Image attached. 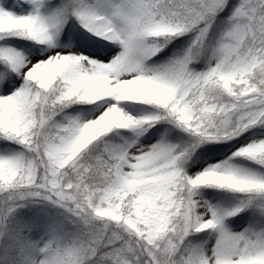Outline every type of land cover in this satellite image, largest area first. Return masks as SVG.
<instances>
[{"label": "snow or ice", "instance_id": "1", "mask_svg": "<svg viewBox=\"0 0 264 264\" xmlns=\"http://www.w3.org/2000/svg\"><path fill=\"white\" fill-rule=\"evenodd\" d=\"M50 3L0 0V246L36 197L67 222L38 264H264V0Z\"/></svg>", "mask_w": 264, "mask_h": 264}, {"label": "rangeland", "instance_id": "2", "mask_svg": "<svg viewBox=\"0 0 264 264\" xmlns=\"http://www.w3.org/2000/svg\"><path fill=\"white\" fill-rule=\"evenodd\" d=\"M52 9L53 8L46 6L42 9V11L44 12V14H48ZM69 27L73 32H85V29L79 26L77 21H75L73 18H69L66 22L65 29L63 28L61 32V40L63 38V31H68ZM88 35H91V33H88ZM93 39H96V37H93ZM105 43L107 42L105 41ZM60 46L67 49L75 47V45L71 43H62L60 44ZM110 47L115 48L116 46L111 45ZM169 55H171V53H169ZM127 110L132 112L134 115L137 114L136 109L131 106H127ZM232 150H234V148L230 149L228 147H225L215 153L212 158L208 159L207 161L201 160L199 161V163L215 162V159L217 157L223 159L227 155H229ZM238 163L243 164L247 167H256L255 165H252L247 161H238ZM201 198L218 207L229 209L234 207L239 199L238 196L232 194L230 196L225 194L223 197L218 194L205 195ZM222 198H224L225 200L224 203L222 201ZM17 204L19 206L16 208L9 220L10 228L12 231L11 240L13 241L15 238H18L21 235H24V240L18 245L16 262L14 264H38V261L42 258V252L40 251V249L43 247L44 243L54 233H56V229L51 222L52 218L48 213L45 212V207L55 208L54 212L57 215L62 216L65 224L67 223L65 219L66 214L64 213L63 209H60L58 206L55 207V205L51 202L36 197L18 201ZM259 219H261V214L258 207L254 205L253 207H250L241 212L239 216L227 219L225 223L233 231L238 232L249 226H257L254 224V221ZM191 239L195 242L207 243L210 246L215 242V234L211 231H207L205 237L199 236L198 238L197 236H193ZM1 247L2 246H0V250L2 249V251L0 252V264H8L10 253L9 251H5L4 247Z\"/></svg>", "mask_w": 264, "mask_h": 264}, {"label": "trees", "instance_id": "3", "mask_svg": "<svg viewBox=\"0 0 264 264\" xmlns=\"http://www.w3.org/2000/svg\"><path fill=\"white\" fill-rule=\"evenodd\" d=\"M51 1H53V0H51ZM205 193H209V194H218V195H220L221 197H223L225 194H227L228 196H230L231 195V193H227V192H218L217 190H213V189H201L200 190V195H204ZM232 195H234V194H232ZM222 201H223V203L225 202V200H224V198H222ZM234 219V218H233ZM63 229V228H62ZM61 229V230H62ZM206 233L207 232H202V233H198V234H195L194 236H197L198 238H199V236H202V237H205L206 236ZM193 237V236H192ZM191 237V238H192ZM195 238V237H194Z\"/></svg>", "mask_w": 264, "mask_h": 264}]
</instances>
